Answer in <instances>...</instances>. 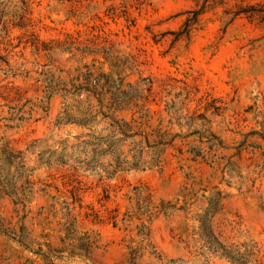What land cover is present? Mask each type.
Returning a JSON list of instances; mask_svg holds the SVG:
<instances>
[{
	"label": "rangeland",
	"instance_id": "obj_1",
	"mask_svg": "<svg viewBox=\"0 0 264 264\" xmlns=\"http://www.w3.org/2000/svg\"><path fill=\"white\" fill-rule=\"evenodd\" d=\"M255 2L264 0H0V146L21 151L29 169L31 192L18 196H29L32 248L59 250L54 264H264V22L233 18ZM87 69L149 80L151 122L166 129L171 119L172 132L199 133L145 169L75 170L77 153L63 165L61 142L82 129L57 120L78 116L86 94L49 98L48 86L62 80L71 89ZM199 134L224 147L209 153ZM215 191L223 200L207 223L211 236L200 216ZM168 201L188 209L144 213ZM0 214L16 221L24 211L17 216L4 198ZM68 227L73 239H65ZM84 234L96 240L89 250ZM0 264L47 263L0 234Z\"/></svg>",
	"mask_w": 264,
	"mask_h": 264
},
{
	"label": "trees",
	"instance_id": "obj_2",
	"mask_svg": "<svg viewBox=\"0 0 264 264\" xmlns=\"http://www.w3.org/2000/svg\"><path fill=\"white\" fill-rule=\"evenodd\" d=\"M209 0H202L206 4ZM222 2V0H220ZM244 15L250 19H259L264 22V2L248 3L245 6H239L234 12V17ZM195 19V18H194ZM195 20H187L184 33H188ZM83 81H80V79ZM71 89H67L66 81L58 80L54 85H49V98L63 90L64 93H76L81 96L86 94V99L79 101L78 116L67 113L66 117L58 119L57 123H72L82 129L74 136L75 141L69 144V139H64L62 152L57 160L63 165L66 164L74 153L78 156L74 160L75 170L97 171L101 168V174L113 176L119 171L129 169H145L147 167L157 166L161 163L162 157L171 147H174L179 139L182 143L188 141L197 131H191L186 134L172 132L173 122L169 121V128L163 129L162 120L157 124L151 122L149 102L152 101V85L149 80L142 79L135 84L125 83L123 77L113 79L111 73L94 72L87 69L70 81ZM62 86V87H59ZM148 106L145 108V106ZM131 107H137L146 112L138 118L132 116L130 119L119 117L115 114L117 110H124ZM33 108H31V111ZM180 118V117H179ZM177 118V120H179ZM193 120V118H191ZM180 125V124H179ZM206 137V140H202ZM263 140H264V136ZM199 142L206 143L208 152L223 148V142L214 134L203 136L199 134ZM195 139H192L194 141ZM190 144V142H189ZM68 148L73 153L66 152ZM182 151V147H179ZM192 157L204 158L202 147L190 146L187 150ZM81 155H84L82 158ZM109 156L108 163L101 162V158ZM29 169L22 156L21 151H15L8 144L0 146V184L3 186L2 193L9 196H0V199L9 198L14 205V212L19 213V206L22 207L24 214L16 221L13 216L10 218L0 214V234L17 242L24 250L33 251L38 257H41L47 264L53 263V252L59 250L48 249L44 251L41 246L34 249L29 244V232L25 224V218L30 211H26V200L29 196H18L19 189L25 195V191L31 192V180ZM26 183V186L18 185L20 181ZM205 198V196H203ZM223 196L220 191H215L210 197H207V206L204 213L200 216L203 229H207L213 236L211 225L207 223L211 218L221 210ZM187 203L177 206L170 201L162 202L160 206H155L154 211L145 208L144 213L149 214H170V210L187 211ZM74 229L67 228L65 239H73ZM89 250L96 244L90 235L84 234L79 238ZM64 239H62L63 241Z\"/></svg>",
	"mask_w": 264,
	"mask_h": 264
}]
</instances>
